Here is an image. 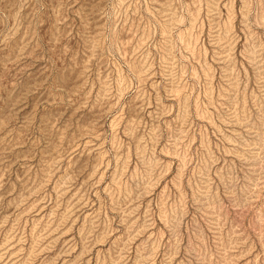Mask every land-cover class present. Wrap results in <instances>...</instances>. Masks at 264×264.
I'll return each mask as SVG.
<instances>
[{"label": "rangeland", "instance_id": "rangeland-1", "mask_svg": "<svg viewBox=\"0 0 264 264\" xmlns=\"http://www.w3.org/2000/svg\"><path fill=\"white\" fill-rule=\"evenodd\" d=\"M0 264H264V0H0Z\"/></svg>", "mask_w": 264, "mask_h": 264}]
</instances>
